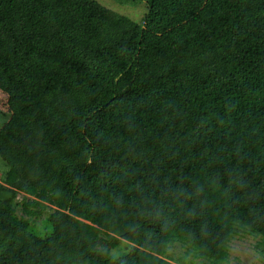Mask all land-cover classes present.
Listing matches in <instances>:
<instances>
[{"label": "trees", "instance_id": "obj_1", "mask_svg": "<svg viewBox=\"0 0 264 264\" xmlns=\"http://www.w3.org/2000/svg\"><path fill=\"white\" fill-rule=\"evenodd\" d=\"M134 1L143 25L97 0H0V264H173L176 242L223 264L234 237L264 244V0L231 61L205 50L241 21L169 37L161 0ZM47 204L40 236L23 215Z\"/></svg>", "mask_w": 264, "mask_h": 264}, {"label": "rangeland", "instance_id": "obj_2", "mask_svg": "<svg viewBox=\"0 0 264 264\" xmlns=\"http://www.w3.org/2000/svg\"><path fill=\"white\" fill-rule=\"evenodd\" d=\"M97 1L114 11L128 16L137 23L144 24L147 9L145 1L138 3L134 0H123V2L118 0ZM161 3L165 7V17L158 31L169 37H175L179 30L188 27L202 14H207L214 24L225 28L234 21H241V17L248 13V0H161ZM248 27L249 23L246 20L241 21L235 25L234 31L227 41L210 44L205 51L218 58L233 60ZM7 112V94L0 89V127L5 122V114ZM2 168L3 164L0 166V173H2ZM22 197L23 194L19 193L18 199L21 200ZM29 198L32 197L29 196ZM36 209H40L39 215L23 216L29 219L32 232L44 236L51 231V224L47 215L53 209V206L47 204L44 208L38 207ZM17 213L22 215L20 208H17ZM261 242L262 239L254 235L234 237L229 243L228 257L223 264H261L264 260L263 255L259 251L261 246L264 245ZM257 243H259L258 246ZM129 247L130 243L121 239L117 246L111 249V253L119 255L127 251ZM166 256L171 259L169 260L173 264H209L207 259L200 258L193 249L180 242H176L167 248Z\"/></svg>", "mask_w": 264, "mask_h": 264}]
</instances>
